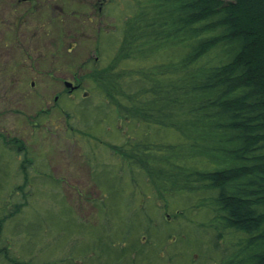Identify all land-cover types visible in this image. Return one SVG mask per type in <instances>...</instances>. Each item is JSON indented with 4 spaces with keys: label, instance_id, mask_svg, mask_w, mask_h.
Segmentation results:
<instances>
[{
    "label": "rangeland",
    "instance_id": "374dc122",
    "mask_svg": "<svg viewBox=\"0 0 264 264\" xmlns=\"http://www.w3.org/2000/svg\"><path fill=\"white\" fill-rule=\"evenodd\" d=\"M34 5L0 0V211L8 214L23 204L18 189L27 196L15 219L1 225L0 264H111V253L101 262L83 259L105 242L107 224L116 234L130 226L135 239L127 246L150 233L157 247L147 253L161 249L165 255L151 263L144 255L139 264H191L194 247L211 255L206 212L197 207L202 195L180 193L164 202L142 175L131 181L117 149L127 138L139 143L146 128L100 105L104 96L88 78L97 57L100 66L124 73L131 87L139 82L131 75L144 64L119 59L124 22L136 2L36 0ZM74 78L81 87L68 94L61 81L71 90ZM153 130L150 138L157 135L160 145L176 140ZM10 138L27 149L26 155L16 154V162L3 149ZM25 158L28 183L9 177ZM141 217L150 220L149 228Z\"/></svg>",
    "mask_w": 264,
    "mask_h": 264
},
{
    "label": "trees",
    "instance_id": "16d2710c",
    "mask_svg": "<svg viewBox=\"0 0 264 264\" xmlns=\"http://www.w3.org/2000/svg\"><path fill=\"white\" fill-rule=\"evenodd\" d=\"M131 1L137 6L124 22L119 59L144 64L131 75L139 82L131 87L124 73L117 76L104 68L110 64L94 60L88 76L104 96L100 105L146 128L139 143L132 137L118 147L124 168L131 181L148 179L164 202L180 193L202 195L197 207L206 212L211 255L194 247L191 264H199L197 258L205 264H264V0ZM153 128L176 140L160 145L157 135L150 138ZM4 145L15 162L16 154H27L20 140L5 139ZM26 162L9 177L28 183ZM17 191L23 204L0 211V233L24 206L27 196ZM141 218L149 228L150 220ZM107 225L105 242L83 259L101 262L111 253V264H139L144 255L148 263L165 255L161 249L147 253L157 247L148 231L127 246L135 239L130 226L116 234Z\"/></svg>",
    "mask_w": 264,
    "mask_h": 264
},
{
    "label": "flooded vegetation",
    "instance_id": "af4514ba",
    "mask_svg": "<svg viewBox=\"0 0 264 264\" xmlns=\"http://www.w3.org/2000/svg\"><path fill=\"white\" fill-rule=\"evenodd\" d=\"M17 2L19 4L21 3H32V5H34L36 3V0H17ZM35 6V5H34ZM89 61V60H88ZM87 61V62H88ZM94 61L97 63L98 62V58L94 57ZM86 63H82V66H85ZM73 81L71 82V87H69L71 90L67 89L65 86L66 81L62 79L61 83L63 84L64 87V91L68 94L74 93L75 91H78L81 87V83L79 84L78 81L74 78L72 79ZM34 83L32 82L31 85H33ZM63 91V93H64ZM57 100V97H54L53 101L55 102Z\"/></svg>",
    "mask_w": 264,
    "mask_h": 264
},
{
    "label": "water",
    "instance_id": "95a60500",
    "mask_svg": "<svg viewBox=\"0 0 264 264\" xmlns=\"http://www.w3.org/2000/svg\"><path fill=\"white\" fill-rule=\"evenodd\" d=\"M65 85H66V86H68V84H67V83H66Z\"/></svg>",
    "mask_w": 264,
    "mask_h": 264
}]
</instances>
